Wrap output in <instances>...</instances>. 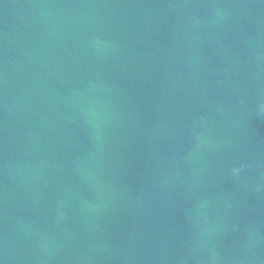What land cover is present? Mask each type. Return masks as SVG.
I'll return each instance as SVG.
<instances>
[{"label":"water","instance_id":"1","mask_svg":"<svg viewBox=\"0 0 264 264\" xmlns=\"http://www.w3.org/2000/svg\"><path fill=\"white\" fill-rule=\"evenodd\" d=\"M0 264H264V0H0Z\"/></svg>","mask_w":264,"mask_h":264},{"label":"clouds","instance_id":"2","mask_svg":"<svg viewBox=\"0 0 264 264\" xmlns=\"http://www.w3.org/2000/svg\"><path fill=\"white\" fill-rule=\"evenodd\" d=\"M240 170L239 169H233L234 173H238Z\"/></svg>","mask_w":264,"mask_h":264}]
</instances>
